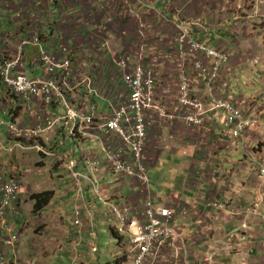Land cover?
Listing matches in <instances>:
<instances>
[{"label":"crops","instance_id":"obj_1","mask_svg":"<svg viewBox=\"0 0 264 264\" xmlns=\"http://www.w3.org/2000/svg\"><path fill=\"white\" fill-rule=\"evenodd\" d=\"M45 3L52 4L50 20L61 41L84 48H88L84 43L90 38L94 47L100 37L107 38L110 34L108 40H112L114 36L110 29L119 24L122 38L127 43L135 40L145 43L149 53L144 60L149 63L154 59L156 49V56H165L166 52L159 47L169 45L166 43L167 39L173 38L174 24L186 15L201 22V26L194 29V36L231 53V65L226 72L228 89L222 86L224 79L213 88L207 87L204 80L194 79L193 91L208 101L203 125L199 129L189 128L182 121L156 125L149 132L144 159L151 197L156 204L175 210L174 224L185 239V252L191 264L203 261L211 250L221 248L223 237L232 232L230 248L215 254L214 264H264V223L253 219L248 229H240L245 205L260 197L264 213V181H258L256 174L258 162L264 160V18L254 14L264 9V0H112L104 4L101 0H38L37 4ZM181 7H184L182 13ZM18 11L19 8L12 13L13 16L19 15ZM36 15L34 7L24 11L20 19H10L13 25L2 29L3 22H0V50L14 54L20 36L32 28ZM237 15L238 18L235 17ZM147 21L150 24L147 25ZM137 24L142 28L150 26L152 31L162 29L161 34L167 36H149L147 38L152 39L148 42L137 31ZM2 38L6 43H2ZM129 45L124 43L120 50L114 48L115 54L130 52ZM33 52L34 49L30 50L28 60ZM170 57L176 59L162 61L159 76L162 72L167 73L170 67L180 66L174 53L169 52L167 59ZM30 72L36 73L33 69ZM158 79L159 96L166 93L173 98V90L166 89L169 79ZM229 92L234 97L249 99L246 114L258 119V124L236 139L224 135L226 113L210 110V100L214 95L222 96ZM168 106L172 105L168 103ZM2 134L5 147H9L13 141ZM90 143L93 146L94 143ZM86 148L77 145L74 156ZM26 153L24 149L7 153L10 159L4 155L0 169L10 173L24 167L22 155ZM81 168L84 169L82 165ZM42 169L32 166L26 176L23 214L14 220L19 236L15 259L18 264H65L68 253L76 257L73 264H96L97 251L95 254L89 252L94 226L90 228L86 224L88 218L91 221L105 220L103 215L109 212L94 201L92 191L87 188V207L81 215L82 225L75 227L71 216L75 193L63 192L69 177L63 175L62 186L56 181V185L50 187L44 180L47 178ZM59 173L60 169L56 167L53 178ZM99 177L105 194L120 204H129L135 211L142 210L143 188L136 179L112 176L105 166ZM49 190L55 193L49 205L31 214L33 201L30 196ZM210 200L225 202L227 209L207 208L206 202ZM33 219L39 222L37 226ZM174 253L172 249L167 250L163 261L146 264H168ZM124 261L118 258L115 264H123Z\"/></svg>","mask_w":264,"mask_h":264},{"label":"built area","instance_id":"obj_2","mask_svg":"<svg viewBox=\"0 0 264 264\" xmlns=\"http://www.w3.org/2000/svg\"><path fill=\"white\" fill-rule=\"evenodd\" d=\"M36 10L39 22L35 24L34 33L20 37L14 54L4 51L0 54V81L23 102L16 119L7 123L9 136L20 143L28 141L51 163L60 164L70 172L73 184L79 190L77 206L72 213L75 227L82 225L81 215L86 210L81 195L87 174L79 169L75 157H68L67 151H74L82 140L94 141L112 174L134 178L143 188L142 210L135 211L129 204H120L104 196L93 182L95 196L114 219V231L127 239L123 254H119L126 261L123 264L163 261L170 249L175 253L168 264H191L185 252V239L174 224L175 210L156 204L151 197L145 148L149 132L158 124L182 121L190 128L203 125L208 101L193 91L192 75L204 80L209 88L224 79L222 86L228 89L226 72L231 65V53L194 37L192 32L201 26V22L182 15L180 31L172 42L181 69L176 72L177 77L170 76L171 81L166 85V89L173 90L174 97L166 93L159 96L160 62L145 64L140 56L137 59L142 61L138 63L135 56L126 53L108 56L110 48L105 39L98 40L96 47L91 44L83 51L85 57L80 55L79 58L75 49L56 34L41 46L40 33L49 25L51 9L40 6ZM183 10L181 7V13ZM254 14L264 18V10ZM28 45L40 46L29 62L24 53ZM186 61L190 68L185 67ZM26 65L40 72L37 77H29L21 71ZM101 103L107 105L105 112H100ZM248 103L249 99L234 97L231 92L214 95L210 100L211 111L226 113L225 134L229 137L236 139L258 124L257 118L246 114ZM64 145L68 149L61 151L60 147ZM81 154L91 171H98L104 163L94 154L86 151ZM256 174L258 181H264V160L258 162ZM10 181L12 184L4 186L6 197L1 196L0 208L11 207L10 213L18 215L19 209L9 201V193L12 187L19 190L21 184L15 176ZM206 207L217 211L227 209L226 203L218 200L207 201ZM261 207L260 197L244 206L240 229H248L253 219L264 223ZM232 236L233 232L225 235L221 248L211 250L203 261L194 264H214L215 254L230 248ZM16 239L15 235L7 237L0 264L15 263L12 254Z\"/></svg>","mask_w":264,"mask_h":264},{"label":"clouds","instance_id":"obj_3","mask_svg":"<svg viewBox=\"0 0 264 264\" xmlns=\"http://www.w3.org/2000/svg\"><path fill=\"white\" fill-rule=\"evenodd\" d=\"M7 1H10V0H7ZM28 1V2H27ZM110 1H112V0H101V4H104V3H108V2H110ZM38 3V0H34L33 2H29V0H24L23 2H21V3H19L20 4V6L18 7L19 8V11L17 12V13H19V15H14L13 16V14H11L12 13V11H10L11 9H9L8 10V13H9V15H5V13L6 12H4V19H8V25L7 26H9L10 24H12L13 25V21L12 20H10V19H12V18H18V19H20V17H21V15L24 13V11H26L27 9H34V7H35V9H37V8H39L40 6H48L50 9H51V11H52V4H50V3H48V4H37ZM23 4V5H22ZM37 4V5H36ZM262 10H264V9H262ZM51 11H50V13H51ZM49 13V14H50ZM260 14H261V12H260ZM261 17V16H260ZM46 18H47V16H46ZM263 18V17H262ZM1 19H3V18H1L0 17V22H2V20ZM48 19H49V25L48 26H46L44 29H43V31L40 33V35H41V39H42V43H44V42H48L50 39H51V37L50 38H47L48 37V35H47V30H49V32H50V35H52V34H56V35H58L57 34V32H56V30L54 29V27H53V24H52V22H51V16H48ZM38 22H39V20H38V18L35 16L34 17V25L32 26V28L31 29H29V30H26V31H24L23 33H22V35L20 36V37H22L23 35L24 36H29V35H31V34H33L34 33V30L36 29V26H35V24L37 25L38 24ZM2 24H4V23H2ZM26 25V24H25ZM179 22L178 23H176V24H174V30H175V33H174V35H173V38L171 39V42H170V45H168V50H166L165 52H166V54H165V56H162V57H159V56H156L155 55V57H154V59L151 61V62H147L146 60H144V57H145V55L146 54H143V53H141L140 52V50L138 51V52H135V50L133 51V52H121L120 54H113L111 51L110 52H108L107 51V53H109L108 54V56H115V57H117V55H121V54H123V53H126V54H129L131 57H133V56H135L136 58H135V62H140V61H142V59L144 60V63L145 64H150V63H152L153 61H158V63L160 62L161 63V66H163V62L162 61H160V60H162V59H164V58H167L168 57V53L170 52V53H174L175 55H176V57H177V60H178V62L180 63V66L178 67V68H175V70H176V72H178L179 71V69H181V61H180V58L178 57V53H177V51L173 48V46H172V42H173V40H174V38H175V36H176V34L180 31L179 30ZM21 30L19 29L18 30V32H20ZM192 34H193V32H192ZM194 36V35H193ZM194 37H196V36H194ZM198 38V37H197ZM20 39V38H19ZM92 38H90V39H88L87 40V42L89 41V40H91ZM102 39H105L106 41H108L107 40V38L106 37H100V39H99V41L100 40H102ZM199 39V38H198ZM201 40V39H200ZM19 42V41H18ZM2 43H6V40H5V38H2ZM66 43H68V42H66ZM92 43H93V39H92ZM73 49H75V52H76V55H77V57L79 58V56L81 55V53H83V51L86 49V48H84V47H82L81 45H73V44H71V43H68ZM85 44V46H87V47H90V44H88V45H86L87 43H84ZM29 46V45H28ZM28 46L27 47H25L24 48V53H25V55H26V49L28 48ZM33 46V45H32ZM212 47H216V46H213V45H211ZM35 47V46H34ZM78 47H81L82 48V50H81V52H78L77 53V49H78ZM17 49V48H16ZM5 52L6 54H8V52L5 50V49H1L0 50V54H1V52ZM37 52V50H35L34 49V52H33V54H32V56L35 54ZM27 56V55H26ZM31 56V57H32ZM140 56H143V58L139 61L137 58L138 57H140ZM30 57V58H31ZM28 58V57H27ZM30 61V59L28 60V62ZM27 62V63H28ZM26 63V64H27ZM186 66V68H190V65L188 64V61H186V64H185ZM161 66H159V68H158V70H159V73H160V67ZM30 69H33L32 67H30V66H28V65H26L25 67H24V69H21V71L23 72L24 71V73L27 75V76H29V77H32V78H35V77H37V75L40 73V72H37L36 70V73L34 74L33 72H30ZM190 72H192V71H190ZM195 75V74H194ZM192 77H193V75H192ZM195 77H196V75L193 77V84H194V79H195ZM193 84H192V86H193ZM0 90H1V93H0V105L2 106V104L4 103V100H5V98L8 96V97H10V99H11V97L13 98V97H16L17 99H19L16 95H15V93H14V91L11 89V88H8V87H6V86H4L3 85V83H2V81H0ZM106 107H107V105L104 103H101L100 104V112H105L106 111ZM21 110H20V108H18L17 110H14V109H11V110H9V111H3V110H1L0 109V113L1 114H3L4 116H6L7 117V121H0V129H1V134H2V132H7L8 133V129H7V123L9 122V121H12V120H14V119H16V117L18 116V113L20 112ZM194 128H198V127H194ZM226 128H227V126H226ZM226 130V129H225ZM225 130H224V135H226L225 134ZM9 135V134H8ZM227 137H229L228 135H226ZM12 141H13V143L9 146V148H15L16 147V145H17V142H18V140H15V139H13L11 136L9 137ZM90 142H92V143H94V144H96L94 141H91V140H87V139H85V140H82V141H80L79 142V144L77 143H75L76 145H84V146H87L88 148H86V149H82V151H86L88 154H94V155H96V156H99V158H101V159H103V161H104V158H103V155L101 156V152H100V150H99V147H98V145L96 144V145H94L93 144V146L91 145V143ZM55 143H56V141H54V145H55ZM28 145H30L31 146V149H33L34 150V154H39V155H37L38 157H42L43 155L39 152V151H37L36 149H34L33 148V146L30 144V143H28ZM68 149V147L66 146V145H64V146H61L60 147V150L61 151H65V150H67ZM82 151H80V153H79V155H76V156H74V153H75V150L74 151H72V152H69V151H67V153H68V157L70 156V157H75L77 160H78V165H79V169H81L85 174H87L86 176H87V179H85V181L83 182V184H82V189L84 190L83 191V193L84 194H86V190H87V188H89V190L90 191H92V193L94 194V186H93V182L95 183V185L98 187V188H100V191H101V193L104 195V196H108L109 198H111V199H114V200H116L114 197H111V196H109V195H107V194H105L104 192H103V188H102V186H101V177H99V172L102 170V168H103V166H105L106 168H107V170H108V173L109 174H112L111 172H110V170L108 169V166H107V164L105 163V161H104V163L102 164V166H100V168H99V170L98 171H91L88 167H86L85 166V162H84V159H83V156H82V154H81V152ZM37 152V153H36ZM42 160H44L43 162H44V164H45V162H47L46 163V165L45 166H40V167H38V168H42V167H46L45 169L47 170V172H51V173H53L54 171H55V168L57 167V168H59L60 170H64L66 173H67V176L69 177V180H68V182H67V186H66V188H65V190L63 191V192H70V191H73L74 193H75V196H76V199H75V204H74V206L72 207V211H71V214L72 213H74V211H75V209H76V206H77V204H76V200H78V192H79V190L74 186V184H73V180H72V177H71V174H70V172L63 166V167H60L59 165L60 164H53V163H51L49 160H47L45 157H43V159ZM39 162V161H38ZM81 165H82V167H84V169L83 168H81ZM45 169H42L43 171L45 170ZM30 172H31V167H28L27 165H25L24 167H22V168H18V169H15L14 171H12V172H10V173H5V172H3L1 169H0V199H1V196L3 195V196H5L6 197V192H5V190H4V186L6 185V184H12L11 183V181H10V178H13V176H15V177H18V179H19V181H20V184H21V188L19 189V190H17L15 187H12L11 188V192L9 193V201L12 203V205H14V206H17V208L19 209V214L18 215H12V213H10V209H11V207H8V208H6V207H1L0 208V210H2L3 211V213H0V254L1 253H3V252H5L6 251V239H7V237L9 238V236L10 235H15V236H17V239H16V241H15V252H14V254H12L13 256H12V260H15V263H13V264H18V261L15 259L16 257H17V251H18V249H17V244H18V240H19V236H18V234L16 233V230H15V222H14V220L15 219H17V218H19V217H21V215L23 214V210H22V201H23V195L26 193V176L28 175V174H30ZM112 176H117V175H114V174H112ZM117 177H121V176H117ZM123 177V176H122ZM57 181H58V179H56ZM24 182H25V184H24ZM2 185H3V190H2ZM49 191H52V190H49ZM43 192H46V191H43ZM43 192H40V193H43ZM53 193H54V191H53ZM35 194H39V193H35ZM35 194H32L31 196H30V200L31 201H33V212L34 213H36V212H40V211H42L43 209H41V210H39V211H34V205H35V199H33L32 198V196L33 195H35ZM54 195H55V193L53 194V197H54ZM94 196H95V194H94ZM53 197H52V199H53ZM51 199V200H52ZM84 200H85V204L87 205V200H86V198L84 197ZM94 201L95 202H97V203H100L99 201H98V199H97V197L95 196V198H94ZM117 201V200H116ZM50 203V202H49ZM101 204V203H100ZM49 205V204H48ZM47 205V206H48ZM102 205V204H101ZM103 206V205H102ZM87 207V206H86ZM105 207V206H104ZM106 208V207H105ZM106 210H107V208H106ZM70 214V215H71ZM4 216V217H3ZM71 216H73V214L71 215ZM74 225V224H73ZM117 234V233H116ZM118 235V234H117ZM119 236V235H118ZM119 237H121V236H119ZM122 238V237H121ZM123 238H125V237H123ZM122 238V239H123ZM92 248H94V250H92ZM91 248V250H90V254H94V251H95V247L93 246ZM9 254H10V252H9ZM118 258H120V259H122L120 256H119V254L118 255H116V258H115V261H117V259Z\"/></svg>","mask_w":264,"mask_h":264},{"label":"rangeland","instance_id":"obj_4","mask_svg":"<svg viewBox=\"0 0 264 264\" xmlns=\"http://www.w3.org/2000/svg\"><path fill=\"white\" fill-rule=\"evenodd\" d=\"M182 3H184V2H182ZM19 6H20V4H19L18 0H10V1L0 0V17L4 16V12H6L5 15H9L8 10L11 7H14V8H12L10 11H12V13L15 12ZM120 17H121V14H120ZM121 18H123V17H121ZM1 20L4 23V24H2V27H1L3 29L4 27H6L8 25V19L3 18ZM121 20L123 23V19H121ZM149 21H147V23H146L147 25L150 24ZM137 23H138V21H137ZM120 28H121V26L119 24H116L112 29H110L111 35L114 36V38L112 40L111 39L108 40L110 37V34H108V36H107L109 48H110V51L112 53L115 54L114 48H116L117 50H120L121 47L124 45V43L130 44L128 46V50H130L131 52H133L134 50H135V52H138L140 50L141 53L145 54L146 51H148L147 47L144 46L145 43H140L137 40H135V42L129 41V43H127V41H125L122 38L123 31L120 30ZM2 29H1V31H2ZM136 29H137V31L139 30L145 36V38L148 42L152 39V38H147L149 36H156V34H158V35H161L162 37H164L166 35V34H161L160 31H162V29L161 30L159 29V31L158 30L152 31L150 26L149 27L145 26L142 28L139 24H137ZM101 31H102V33L104 32V35H107V33H105V30L101 29ZM47 35L49 38L51 37L49 30H47ZM171 38L172 37L167 39L166 44L170 45ZM86 42H87V40L85 41V43ZM91 42H92V39L89 40L86 45L91 44ZM46 44H47V42H44L41 44V46L42 45L44 46ZM159 48H162V50L166 51V50H168V45L167 46L163 45V46H160ZM32 49H35L38 51L40 49V46L34 47L32 45H29L28 48L26 49V55H29L30 50H32ZM81 50H82V48L78 47L77 53L81 52ZM156 51H157V49L154 50V52H153L154 56L156 55L155 54ZM148 53H149V51L146 53L147 56H148ZM81 55L83 57H85L86 53H81ZM174 59H176V58L170 57L169 59L164 58L160 61L168 60V62L169 61L171 62V61H174ZM171 75L176 76V71L173 67H170L167 73L162 72L160 74L159 78L165 79V77H166V79H169ZM176 77H175V79H176ZM169 81H171V80H169ZM165 82H168V80ZM12 99L13 100H11L10 97L7 96L5 98L2 106L0 105V109L3 111H9L11 109L17 110L18 108H20V110H21V108L23 107L22 100L17 99L16 97H13ZM7 120H8L7 117L0 113V121H7ZM193 129H194V127H193ZM196 129H199V127ZM3 133L6 134L8 137H10L7 132H3ZM2 135L3 134H0V148H1L0 149V162H3V160L5 159V156H7V153L13 154L16 149H24L27 151V153L22 155V156H23V159L25 160V164L28 167L33 166V168H38L40 166L46 165L47 162H45V164H44V162H43L44 160H42L43 156L38 157L37 155H39V154H34V150L31 149L30 145H28V143H29L28 141H24L22 143L18 142L15 148H9V147H5L3 139H2ZM7 158H9V157L7 156ZM42 168L45 169L46 167H42ZM63 171L64 170H60L59 175L56 178H53L54 177L53 174L51 172H47V170L45 169L43 172L45 173L44 177L47 179H44V180H47L48 186L53 187L54 185H56L55 184L57 181L56 179H58V183L61 184V186H62L64 184V179H63L64 176L63 175L67 176V173L65 171L64 172ZM24 184H25V182H24ZM84 197H85V194L83 193L81 195V200ZM93 197L95 198L94 194H93ZM32 213H33V211L31 212V214ZM103 216L105 217V220L100 219V221H98L96 219L94 221H91L90 218H88V220H87L86 225L88 227L91 228L92 226H94L93 231L91 233V239H90L91 242H90L89 252L93 246L96 248L94 251V254L97 251L96 257H95V263L96 264H108V263L115 264L116 255L123 254L124 249H125L126 244H127L126 243L127 239L125 237L122 240H119L118 237L113 234L112 229H113L115 222H114L113 217L110 215V213H108V214L106 213ZM99 217L101 218L102 215H99ZM33 220L35 222L37 221L35 219H33ZM33 220H31V221H33ZM38 224H39V222H36L35 226H37ZM80 251H82V249H80ZM66 258H67V260L64 262L65 264H73L76 257L74 258V256H72V254L66 253Z\"/></svg>","mask_w":264,"mask_h":264},{"label":"trees","instance_id":"obj_5","mask_svg":"<svg viewBox=\"0 0 264 264\" xmlns=\"http://www.w3.org/2000/svg\"><path fill=\"white\" fill-rule=\"evenodd\" d=\"M53 194H54L53 191H46L43 193L33 195L32 198L35 199L34 211H39L43 209L45 206H47L51 201ZM112 232L115 236L118 237L119 240H122V238L116 234L114 229H112ZM115 262L117 263V261Z\"/></svg>","mask_w":264,"mask_h":264}]
</instances>
